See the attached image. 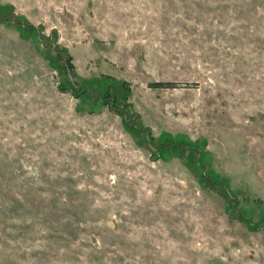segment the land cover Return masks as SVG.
<instances>
[{
  "label": "rangeland",
  "instance_id": "374dc122",
  "mask_svg": "<svg viewBox=\"0 0 264 264\" xmlns=\"http://www.w3.org/2000/svg\"><path fill=\"white\" fill-rule=\"evenodd\" d=\"M0 264H264V0H0Z\"/></svg>",
  "mask_w": 264,
  "mask_h": 264
},
{
  "label": "trees",
  "instance_id": "16d2710c",
  "mask_svg": "<svg viewBox=\"0 0 264 264\" xmlns=\"http://www.w3.org/2000/svg\"><path fill=\"white\" fill-rule=\"evenodd\" d=\"M72 65H69V67H71ZM63 67V66H62ZM151 87H173V83L171 82H153L150 83Z\"/></svg>",
  "mask_w": 264,
  "mask_h": 264
}]
</instances>
